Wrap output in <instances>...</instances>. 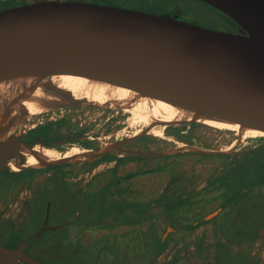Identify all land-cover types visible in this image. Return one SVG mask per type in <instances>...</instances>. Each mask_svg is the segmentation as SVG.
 <instances>
[{
    "label": "water",
    "instance_id": "1",
    "mask_svg": "<svg viewBox=\"0 0 264 264\" xmlns=\"http://www.w3.org/2000/svg\"><path fill=\"white\" fill-rule=\"evenodd\" d=\"M196 1L230 18L239 32L205 28L169 14H148L83 0H43L2 10L0 81L18 77H35L38 83L47 80L44 93L57 99L46 108L49 112L103 108L57 88L50 83L51 77L72 75L99 80L194 112L197 117L239 125L242 133L257 130L264 136V0ZM27 95L28 91L20 92L14 102ZM0 101L8 108H0V172L35 168L27 164L23 148L37 159L40 168L90 162L119 148V143H114L66 157L69 152L59 153L41 141L28 144L21 140L29 131L23 123L42 114L30 115L24 107L13 114L8 97ZM104 109L124 110L111 105ZM190 123L202 124L195 120H153L123 142L149 136L156 126ZM36 146L54 150L60 158L48 160L34 150ZM118 150L141 157L161 155ZM46 229L43 227L34 239ZM27 246L24 242L17 248H7L0 242V264H45L27 255Z\"/></svg>",
    "mask_w": 264,
    "mask_h": 264
},
{
    "label": "rangeland",
    "instance_id": "2",
    "mask_svg": "<svg viewBox=\"0 0 264 264\" xmlns=\"http://www.w3.org/2000/svg\"><path fill=\"white\" fill-rule=\"evenodd\" d=\"M90 1L119 8L136 9L148 14L176 12L175 14L178 13L188 22L227 33H235L237 27L224 14L196 0H138V3L132 0L129 2L127 0ZM91 108L85 107L81 111H66V109L51 111L56 113L53 115L54 118L64 115L71 119L70 123H74V126L83 125L87 131H91L92 136L100 137L95 140L96 147L92 149L105 148L114 143H119V147H122L128 144L123 140L140 133L151 124L143 126L138 123L139 117L136 114L121 109H111L110 113H104L90 110ZM113 110L119 111L115 113ZM111 114H114V118L116 116L119 118L114 119L110 116L111 119L107 120ZM39 117H30L23 123L24 129H31L40 123ZM170 127L181 129L182 140L171 135L174 131H171ZM170 127L156 126V130L161 131V136H155L150 132L151 135L142 137L144 138L140 140L142 142L138 140L130 147L143 152H158L161 153L160 156L129 157L122 154L123 156L119 155L122 159L120 165L111 163L104 168L95 169L96 175L90 173L87 176L89 178L87 187L89 189L103 187L100 193L102 196H108L116 201L131 197L127 202L135 205L134 209L131 208L134 213L132 220H137L136 226L121 222V216H118L121 215L119 210L130 214L132 209L128 205L121 209L120 205L116 206V202H112L111 205L109 203L107 205V208L112 211L104 214V217L75 221L65 230L49 233L44 245L60 247L63 245L61 239L68 233L74 244V252L76 249H83V252L88 253L89 264L91 262L93 264L94 260L90 257L95 259L98 253L105 250L104 247L107 249L110 246L100 242L105 239L110 242L113 234L120 231L130 233L129 237L136 236L142 241L147 235H152V232L154 237L162 236L169 225L168 213L161 207L164 202L166 209L170 210L178 205L184 206L172 219L177 233L170 238V242L157 257L155 264H264V183L255 181L248 185L255 176L264 178V148L260 149L264 146V136H254L248 131L242 134L239 128H215L197 123ZM58 150L59 153L61 151L70 153L83 148L77 144L62 143V148ZM198 150L215 153H203ZM253 151L256 152L251 153ZM66 165L62 164V167L56 168L57 172L69 171ZM16 169L18 170L10 171L20 172L22 176L29 177H24V180L17 183L16 188L21 190L16 196L18 202H14L11 208L12 212L21 208L20 202L26 197V191H30L35 196L40 194L42 189L54 188L56 182L55 179H51L48 168ZM31 169L36 172L27 171ZM37 169L43 170L40 172ZM55 170L52 169L51 173ZM99 172L102 174L98 175ZM85 178L81 179L80 183H84ZM119 180L120 195L109 196L111 184H117ZM66 185L69 186V183ZM77 186L81 187V185H74L73 188ZM241 188L243 190L239 194L237 190ZM56 193L59 195L57 196ZM163 193L175 194L184 203L178 202L179 199L174 196ZM53 194L55 195L51 197L60 209L62 207L60 200L69 206L75 203L74 194L67 190L65 185H59ZM2 198L3 196H0V211L4 208L3 202H6ZM147 203L152 204L147 205ZM217 207L223 208L217 215L206 219L208 215L214 214L213 211ZM100 211L104 212L101 208ZM39 215L36 217L35 224L39 220ZM72 216L69 220L73 219ZM230 216L234 224L231 223ZM14 219L18 220L17 217ZM129 220L127 218L125 221ZM195 221L199 222L197 228L182 231V227ZM17 224L21 226L19 220ZM236 231H239L240 235H248L249 240L244 243L236 240L234 238ZM55 251L58 253L54 252L53 255H49L51 259H44L43 262L47 264L78 262L77 257L74 256L69 257V260L55 259V257H61L60 249Z\"/></svg>",
    "mask_w": 264,
    "mask_h": 264
},
{
    "label": "flooded vegetation",
    "instance_id": "3",
    "mask_svg": "<svg viewBox=\"0 0 264 264\" xmlns=\"http://www.w3.org/2000/svg\"><path fill=\"white\" fill-rule=\"evenodd\" d=\"M36 1H43V0H0V11L12 8L15 6H21L25 5L28 3L36 2ZM83 1H90V0H83ZM176 13V12H175ZM175 13H166L169 14L173 18H177L180 20H185L179 16V14ZM175 14V15H174ZM191 23V22H190ZM239 32L238 26L235 29V33ZM66 111H81V109L84 108H64ZM86 110V109H85ZM90 110H98L102 111L104 113H110L112 110L107 109H98V108H91ZM119 111V110H118ZM118 111H114L115 113H118ZM55 111H49L47 113H44L40 115L39 118H41L40 123L35 125L33 128L29 129L28 132H26L25 135L21 138L22 141L31 144L34 143L36 140L41 141L45 146L51 145L48 147H55L56 149L62 148L60 144H77L79 147L83 149H92L96 147V139L100 138L97 137V135L92 136L91 131H87L86 127L83 125L81 127L74 126V123H70L71 119L66 118V116L62 115L59 118H54ZM122 115V114H121ZM120 115V116H121ZM114 118V114H111L107 117V120H110L111 117ZM115 118H119L116 116ZM61 119H66L68 120L67 123H64L61 126L60 131H52L50 135H40L36 137V134H33V130L40 127V126H45L51 122H57ZM77 125V124H76ZM173 133H177L178 131L176 128H173ZM181 132V131H180ZM178 132V134H180ZM95 134V133H94ZM172 136L178 138L177 135L171 134ZM141 139L144 138H139L135 141L129 142L128 144L119 147L118 149H127V150H134L130 148L138 140L140 141ZM142 142V141H140ZM264 148L262 146L260 149ZM118 149H115L114 151L106 154L105 156H102L99 159L90 161V162H84V163H70L67 164L65 167L69 169V171L66 172H57L56 168L62 167V165H57V166H51V167H46L49 169L50 177L51 179H55V187L52 189H42L40 194L38 195H33L30 191H26V197L23 198L20 202L21 208L18 209L16 212H12L11 208L14 205V202H18V197L19 191L21 189L16 188L17 183L21 180H24V177H29V176H22L20 172H11L10 169H7L5 171L0 172V196H3L2 199H4L6 202H3L4 208L2 211H0V242L5 245L7 248H17L19 244L21 243H27L28 246L25 248L24 252L29 255L31 258L40 260L43 262L45 259H51L49 255H53L55 250L60 249V255L61 257H55V259H68L71 256L77 257V261L71 262L72 264H89V258L87 257V252H83V249H76L74 252V244L72 241V238L70 235L67 233L64 238L61 239L63 245L60 247H56L53 245H44L45 240L47 239L46 236L49 233L56 232V231H62L65 230L66 228L70 227L73 222L79 221V220H87L90 218H94L95 216L97 218H102L104 215H95L93 208L95 205H100L101 201H105L108 199L109 203L115 202L116 200H111L110 197L102 196L100 195L102 188H97V189H89L87 187V184L89 183V178H87L90 173L95 174V169H100L101 167L109 166L111 163H114L115 165H120L122 163L121 157L119 155H124V156H136L131 153H124L122 151H119ZM122 155V156H123ZM141 157V156H139ZM79 166V167H78ZM115 168V167H114ZM52 169H56L55 172L53 171L51 173ZM43 169H37V171H42ZM104 170V169H103ZM31 171L32 173L36 172V170H27ZM24 172V171H21ZM102 173H98L100 175ZM96 175V174H95ZM86 177V181L83 183H80V180ZM115 177V176H114ZM7 181V182H6ZM7 183V184H6ZM69 183V186L66 184ZM72 184V185H71ZM59 185H65V188L72 192L74 194L75 198V203L72 204L71 206L66 205L63 200L62 201V207L61 209L58 207V205L54 202V198L51 196H54L53 192L57 190V187ZM71 185V186H70ZM74 185H81V187L77 186L75 189L73 188ZM116 187L112 188V186ZM121 185L120 180L117 182V184H111V194L114 196L120 195V193H117L118 191L121 190L119 187ZM46 191V192H45ZM93 193H90V192ZM113 192H115L113 194ZM166 193V192H165ZM23 193H21L22 195ZM50 194V197H48ZM111 194L109 196H111ZM164 194V193H163ZM46 195H48L46 197ZM58 196L59 193H56ZM164 195H170L174 196L175 194H164ZM94 197L96 199L94 200ZM57 200V198H55ZM128 199H131L129 197ZM128 199H120L119 202H124L120 204L124 205H116V206H121L126 207L127 205L132 209H134V204L131 202H127ZM129 203V204H127ZM28 204V205H27ZM152 204V203H150ZM147 203V205H150ZM165 203L161 204V207L166 210L168 213L167 215V222H168V227L166 229V232L162 236H152V235L146 237L144 241L140 240L136 236L134 237H129L131 236L130 233L127 232H118L116 234H113V237L111 238V241H107L106 239L103 240L100 243H103L104 245H110L107 247V249L104 247V251L100 252L97 254L95 259L91 258V260H94L93 264H155V261L157 257L161 254L159 253V249L156 246L157 240H160L163 244H168L170 242V238L177 233L176 230V225L172 221L173 216L181 209L184 205H178L173 211L170 209H166L164 206ZM137 205V203H136ZM146 205V206H147ZM72 207V208H69ZM221 208L223 207H217L216 210H214V215H217L220 211ZM116 209V208H113ZM118 209V208H117ZM132 210L130 214L127 216L123 217L121 216V222H124L126 224H129V226L134 225L136 226V221L137 220H132L134 213H132ZM60 211H62L60 213ZM67 211V214H65ZM90 214H88V213ZM40 213V215H39ZM69 213V214H68ZM172 214V215H171ZM39 215V220L37 224H35L36 217ZM42 215V218H41ZM61 215V217H59ZM74 217H73V216ZM109 215V214H108ZM72 216V220H69V218ZM211 216V217H213ZM14 217H17L18 220L21 223V226L17 224L18 220H15ZM20 217H25L21 219ZM95 217V218H96ZM210 217L208 215L205 217L206 219ZM127 218H129V221H125ZM212 219V218H211ZM231 223L234 224V221L232 220L231 216ZM200 222H202L199 219ZM199 222L195 221L192 223H189V225H185L182 227V231H189L190 229H195L198 227ZM173 225V226H172ZM48 228L46 229L41 236L35 240L34 237L37 235V233L43 228ZM51 227H57L55 229H50ZM126 227H128L126 225ZM134 238V239H132ZM234 238L238 241H243L246 242L249 240L248 235H240L239 231L235 232ZM236 243V242H235ZM154 245V246H153ZM156 247V248H154ZM123 250V251H122ZM58 253V252H56ZM68 256V257H67ZM73 259V258H72ZM44 263V262H43ZM26 264V263H22ZM47 264V263H45ZM92 264V262H91Z\"/></svg>",
    "mask_w": 264,
    "mask_h": 264
},
{
    "label": "bare ground",
    "instance_id": "4",
    "mask_svg": "<svg viewBox=\"0 0 264 264\" xmlns=\"http://www.w3.org/2000/svg\"><path fill=\"white\" fill-rule=\"evenodd\" d=\"M36 79L37 78L35 77H18L10 80L0 81V98L8 97L13 114H18L21 107H24V109H26L30 115L44 114L47 111L46 108L49 106L50 102L57 100L55 97L46 95L44 93V83L47 84L49 82L47 80H40L41 82L38 83ZM49 81L50 83L57 86V88L71 92L76 98L87 99V101L91 104H95L103 108L107 105H111L114 108L120 107L124 109V111L136 114L139 117L138 123L142 124L143 126L149 125L153 120L161 122L195 120L204 125L215 128L235 129L239 127V125L219 122L206 117H197L194 112L176 107L164 101L141 96L137 92L130 89L114 86L99 80L72 75H60L51 77ZM26 91H28L29 95H27L21 101L15 103L14 100L17 94ZM0 108L8 109L6 104L2 103L1 101ZM150 132L155 136H161V131L156 130V127H153ZM249 132L254 136L263 135L262 132L257 130H249ZM23 149L27 155V164L34 166L35 168H40L38 167L39 163L37 159L34 156L28 154L26 148ZM34 150L48 160H57L60 158V156L51 149L40 148V146H36ZM78 152L79 150H74L70 153H66L65 156L67 157L69 154Z\"/></svg>",
    "mask_w": 264,
    "mask_h": 264
},
{
    "label": "trees",
    "instance_id": "5",
    "mask_svg": "<svg viewBox=\"0 0 264 264\" xmlns=\"http://www.w3.org/2000/svg\"><path fill=\"white\" fill-rule=\"evenodd\" d=\"M132 1H134V3H138L139 1L138 0H132ZM127 2H129V0H127ZM216 10V9H215ZM221 13V12H220ZM223 14V13H222ZM236 24V23H235ZM68 122V120H66V119H61V120H59V121H57V122H51V123H49V124H47V125H45V126H40V127H38V128H36V129H34L33 130V134H36L35 136L36 137H38V136H40V135H46V136H48V135H50V133L52 132V131H60V129H61V126L64 124V123H67ZM171 128V131H173V127H170ZM178 132H180L181 131V129H176ZM178 132L176 133H174L175 135H177L180 139L182 138L181 137V135L180 134H178ZM182 140V139H181ZM37 141V140H36ZM39 141V140H38ZM47 146H51V145H47ZM258 151V150H257ZM254 152H256V151H253V152H251V153H254ZM31 170H33V169H31ZM255 181H257L258 183H261V184H263L264 183V178L262 179V178H258V177H253V180L252 181H250L249 182V184L248 185H250V184H253ZM247 185V186H248ZM246 186V187H247ZM245 188V187H244ZM243 190V188H241L240 190H237V192L240 194V192ZM115 192H113V194H114ZM117 193H121L120 191H118ZM112 195V194H111ZM236 195V194H235ZM108 197V196H107ZM174 197H176V195H174ZM176 198H178L179 200H178V202L180 201V202H182V203H184V201H182L179 197H176ZM120 200H117V201H115L116 203H115V205H118V204H120V203H124V202H119ZM101 204L100 205H95L94 206V208H93V210H95V215H104V214H107L108 212H111L112 211V209H108L107 208V205H108V203H109V201H108V199L107 200H105V201H101L100 202ZM111 203H112V201L109 203L110 205H111ZM164 203V202H163ZM120 205H124V204H120ZM100 208L101 209H103L104 210V212H101L100 211ZM122 209H123V207H122ZM174 209H171V211H173ZM120 211V214L123 216V217H125V216H127L128 214H126V213H124L122 210H119ZM88 213V212H87ZM88 214H90V213H88ZM172 215V214H171ZM96 217V216H95ZM94 217V218H95ZM132 218H134V217H132ZM156 246L158 247V249H159V253H161L165 248H166V246H167V244H163L162 242H160V240H157V244H156Z\"/></svg>",
    "mask_w": 264,
    "mask_h": 264
}]
</instances>
